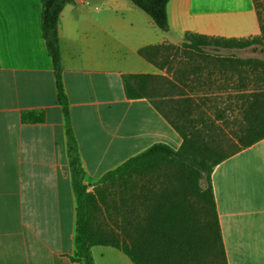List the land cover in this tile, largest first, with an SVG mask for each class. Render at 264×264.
I'll list each match as a JSON object with an SVG mask.
<instances>
[{
    "label": "crops",
    "instance_id": "0c3cea01",
    "mask_svg": "<svg viewBox=\"0 0 264 264\" xmlns=\"http://www.w3.org/2000/svg\"><path fill=\"white\" fill-rule=\"evenodd\" d=\"M168 18L169 31L162 32L128 0H78L61 14L63 85L90 191L157 144L182 146L148 99L126 96L125 75H167L140 49L180 46L187 34H261L254 0H171ZM30 111L44 113L45 121L24 122ZM212 185L227 263L264 264V140L216 166ZM76 219L42 2L0 0V264H81L74 260ZM92 256L95 264H133L110 247H94Z\"/></svg>",
    "mask_w": 264,
    "mask_h": 264
},
{
    "label": "trees",
    "instance_id": "16d2710c",
    "mask_svg": "<svg viewBox=\"0 0 264 264\" xmlns=\"http://www.w3.org/2000/svg\"><path fill=\"white\" fill-rule=\"evenodd\" d=\"M77 1L41 0L42 33L65 114L77 201L74 260L95 264L92 249L110 247L124 253L133 264H228L212 173L228 158L264 140V62L221 51L254 45L264 49V4L254 0L259 36L226 39L187 34L180 46L166 43L139 50L143 59L167 75H125L126 96L148 99L182 138V146L174 150L157 144L107 173L90 191L63 85L59 37L61 14ZM128 1L149 15L162 32L169 31L171 0ZM250 84L254 88L244 91L247 94L233 105V93ZM233 107L239 114L230 119ZM22 119L27 124L43 123L45 114L30 111ZM196 157L202 158L200 164L207 168L206 188L200 184V172L181 167L184 161ZM161 161L180 166L168 170L162 179ZM115 184L119 199L114 193Z\"/></svg>",
    "mask_w": 264,
    "mask_h": 264
},
{
    "label": "rangeland",
    "instance_id": "374dc122",
    "mask_svg": "<svg viewBox=\"0 0 264 264\" xmlns=\"http://www.w3.org/2000/svg\"><path fill=\"white\" fill-rule=\"evenodd\" d=\"M261 4H264V0H258ZM223 53V52H222ZM227 54H233L234 56L236 57H239L241 59H256V60H260V61H263L264 62V49H262L260 46H252L250 48H247V49H244V50H233V51H229L227 52ZM254 88V85L250 84L248 85V87H246L245 89H243V91H238L237 93H233V96H231L232 98V102H233V105L236 101H239L238 99H241L242 96L246 95L247 93L244 92V91H248L250 89H253ZM239 114V111L238 109L234 111V107L232 110H230V113L229 115L231 116L230 119H234V117ZM227 128V127H225ZM201 161H202V158L200 157H196L195 160L193 161L192 159L191 160H187V161H184L182 166L181 167H184V168H190V169H193V170H196L198 172H200L201 174V180H200V184L203 188H206L207 187V182H206V177H207V168H203V166H201ZM159 171L160 174L162 175V179H165L166 176H167V171H175L179 168L180 164H169L167 162L163 163V161L159 162ZM137 183H143L141 182L142 180H135ZM136 182H134V191L136 190ZM114 193L115 195H117L116 199H119L120 197V194H118V186L117 184H115L114 186ZM129 194H131L129 192ZM105 221V218L103 219V222ZM106 222V221H105ZM222 263V262H221Z\"/></svg>",
    "mask_w": 264,
    "mask_h": 264
}]
</instances>
